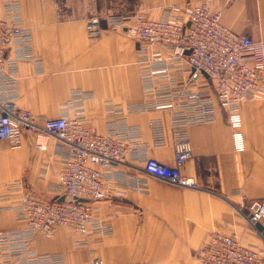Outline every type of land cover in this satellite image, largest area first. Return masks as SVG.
I'll use <instances>...</instances> for the list:
<instances>
[{
    "label": "crops",
    "instance_id": "1",
    "mask_svg": "<svg viewBox=\"0 0 264 264\" xmlns=\"http://www.w3.org/2000/svg\"><path fill=\"white\" fill-rule=\"evenodd\" d=\"M23 24L32 36L34 59L18 63L16 106L43 119H55L67 110H82L83 127L106 132V105L125 107L143 99L137 43L120 30L103 29L90 37V18L142 13L162 16L164 6L207 4L219 11L224 26L253 41H264V0H20ZM3 16L0 0V18ZM81 97L77 98L76 94ZM245 149L235 153L226 111L214 103L211 121L187 130L191 156L181 172L202 190H191L146 175L139 164L117 167L146 180L144 192L124 190V195L94 204L93 217L109 224L112 233L79 234L67 227L53 237L35 236L30 248L40 256H56L62 264H198L195 253L219 232L234 237L243 247L263 251L264 242L250 227L240 207L251 200L264 202V99L238 104ZM127 123L139 128L148 145L147 157L174 165V148L165 111L128 114ZM162 123L164 146L153 147L150 122ZM22 132L21 146L11 149L0 141V231L20 229L7 210L8 186L22 180L42 199L53 197L61 167L55 141Z\"/></svg>",
    "mask_w": 264,
    "mask_h": 264
},
{
    "label": "built area",
    "instance_id": "2",
    "mask_svg": "<svg viewBox=\"0 0 264 264\" xmlns=\"http://www.w3.org/2000/svg\"><path fill=\"white\" fill-rule=\"evenodd\" d=\"M0 18V141L11 149L21 146L22 132L55 141L61 167L55 194L42 199L22 180L8 186L5 198L12 206L20 229L0 231V264H62L59 257L40 256L30 248L37 236L53 237L59 227L79 234L89 231L108 236L109 224L93 217L94 204L124 195V190L144 192L146 180L127 174L119 165L139 164L148 176L191 190H202L181 169L191 156L187 130L214 117V103L226 111L235 153L245 149L238 104L264 99V41L232 32L221 22L219 11L207 4L164 6L162 16L150 19L142 13L90 18L86 31L98 37L103 29L120 30L137 43L143 99L125 107L107 104L106 132L96 134L83 127L82 110H67L55 119H43L16 106L18 63L34 59L32 36L24 26L20 0H2ZM76 97H81L80 94ZM82 98V97H81ZM165 111L174 148V165L147 157L139 128L127 123L128 114ZM153 147L164 146L162 123L150 122ZM135 166V165H134ZM247 224L264 242V202L251 200L240 207ZM257 225L262 230L257 229ZM198 264H264V252L243 247L234 237L212 232L195 253ZM89 264H103L93 258Z\"/></svg>",
    "mask_w": 264,
    "mask_h": 264
},
{
    "label": "water",
    "instance_id": "3",
    "mask_svg": "<svg viewBox=\"0 0 264 264\" xmlns=\"http://www.w3.org/2000/svg\"><path fill=\"white\" fill-rule=\"evenodd\" d=\"M257 229H258L259 231L262 230L261 226H259V225H257Z\"/></svg>",
    "mask_w": 264,
    "mask_h": 264
}]
</instances>
